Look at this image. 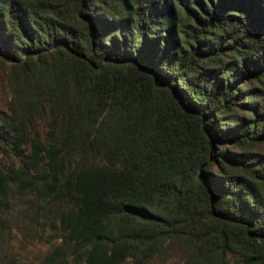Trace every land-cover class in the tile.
<instances>
[{
  "label": "trees",
  "instance_id": "1",
  "mask_svg": "<svg viewBox=\"0 0 264 264\" xmlns=\"http://www.w3.org/2000/svg\"><path fill=\"white\" fill-rule=\"evenodd\" d=\"M0 66V264H264V0H0Z\"/></svg>",
  "mask_w": 264,
  "mask_h": 264
},
{
  "label": "rangeland",
  "instance_id": "2",
  "mask_svg": "<svg viewBox=\"0 0 264 264\" xmlns=\"http://www.w3.org/2000/svg\"><path fill=\"white\" fill-rule=\"evenodd\" d=\"M7 98V91L5 86V69L4 67L0 66V108H4V101ZM48 244H38L36 248L29 247V250H32L31 254L38 255L45 252L48 249Z\"/></svg>",
  "mask_w": 264,
  "mask_h": 264
}]
</instances>
